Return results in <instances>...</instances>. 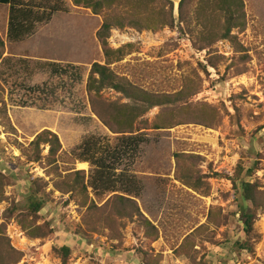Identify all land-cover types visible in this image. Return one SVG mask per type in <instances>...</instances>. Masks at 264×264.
<instances>
[{
  "label": "rangeland",
  "instance_id": "1",
  "mask_svg": "<svg viewBox=\"0 0 264 264\" xmlns=\"http://www.w3.org/2000/svg\"><path fill=\"white\" fill-rule=\"evenodd\" d=\"M33 1L39 12L51 6L57 10L18 43L6 37L8 6L0 5V172L7 177L0 200V226L9 245L20 253L14 264H62L51 249L62 244L71 250L65 264H146L145 260L153 264H264V0H243L245 26L232 31L237 36L234 42L218 40L203 49H197L183 24L177 23V0H169L173 27L110 29L108 47L132 45L129 54L110 64L115 73L158 92L179 89L191 80L199 88L189 98L192 108L197 111L196 103L206 104V109L218 111L210 127L184 123L144 128L151 125L160 107L149 109L136 121L146 142L135 156L125 157L117 171L126 170L138 180L140 194L133 199L155 232L138 215L130 214L128 204L121 207L110 201L105 205L111 195L94 199L102 210L95 217L97 223L88 229L84 208L68 200V194L51 191V183L45 188V205L38 218L34 221L28 216L32 180L48 181L51 175L47 173L56 169L87 172L89 164L76 159L82 141L93 137L115 142L119 135L93 112L86 91L91 64L105 61L95 36L103 14L71 0ZM196 5L197 0H191L189 10ZM50 62L56 64L54 71L47 65ZM198 63L206 72L193 70ZM100 96L108 103L127 102L112 89H104ZM46 129L61 144L55 170L44 165L43 159L32 162L28 158L32 150L26 148L27 143ZM40 148L45 156L47 146ZM238 164L245 169L255 166L250 176L242 172L240 177L257 182L260 189L262 206L256 209L250 236L243 231L239 200L232 195L230 178L236 177ZM184 174L200 177L199 187L176 178ZM118 209L120 216L115 213ZM44 223L51 233L36 238L28 235V229ZM246 240L253 246L251 251L236 244ZM7 247L1 245L0 251Z\"/></svg>",
  "mask_w": 264,
  "mask_h": 264
},
{
  "label": "trees",
  "instance_id": "2",
  "mask_svg": "<svg viewBox=\"0 0 264 264\" xmlns=\"http://www.w3.org/2000/svg\"><path fill=\"white\" fill-rule=\"evenodd\" d=\"M76 6L91 8L95 14H103V21L96 32L97 39L102 45L105 57L104 63L93 62L90 66L86 91L89 95L92 110L111 132L117 133L116 141L107 139L98 140L88 137L79 145L80 152L76 159L79 162H87L90 166L86 172L84 169H68L66 172L54 171L48 181L42 178L32 180L31 192L27 198L26 210L28 216L38 218V212L45 205L43 194L45 188L51 183L52 190L61 194H68V200H74L83 212L84 225L90 229L95 217H100L102 206H97L94 199L111 195L105 201L118 202L120 206L128 204L132 212L138 215L147 229L156 231L151 222L145 218L135 199L140 194L138 180L126 170H118L125 157L135 156L140 151V145L146 142L145 136L139 134L136 121L145 115L149 109L160 107L151 125L144 128L159 129L176 126L184 123H201L210 127L217 120L218 111L213 107L206 109V104H195L197 111L192 108L190 97L198 92L195 84L189 80V84L182 85L173 91H150L142 88L124 76H119L110 67V64L122 60L131 51V44H125L119 48L108 47L107 38L112 27L123 28L133 26L139 30L149 29L156 31L163 27H173L175 19L172 13L171 1L169 0H71ZM191 0H180L178 22L182 23L191 35L193 44L197 49L208 48L218 40L235 41L237 36L232 33L234 29L241 30L245 26V11L243 0H197V5L192 11L189 10ZM0 5L8 6V21L6 37L12 41H22L26 36L33 33L36 23L50 20L56 8L51 6L49 11L34 10L33 0H0ZM42 5V4H41ZM40 5V6H41ZM42 7V6H41ZM180 30H182L180 28ZM3 42L0 39V46ZM0 52V58H1ZM211 66L216 64L209 60ZM55 69V63H48ZM206 72L205 66L198 63L194 71ZM241 73V72H238ZM104 89H112L120 93L127 102L122 104L108 103L104 101L100 93ZM210 112V113H208ZM200 119V120H198ZM27 149L32 150L28 158L32 162L42 159L44 165L52 170L58 167L56 161L61 150L58 136L50 130H42L27 143ZM41 145L47 146V154L41 156ZM178 156V155H177ZM255 166L245 169L241 164L235 170L236 177H231L233 198L239 200L241 208L243 231L250 236L255 222L256 209L262 206L260 189L257 182H252L240 177L242 172L250 176ZM220 177V174H215ZM177 179L189 187H199L200 177L193 179L190 174L177 176ZM7 185V177L0 172V200L3 196L4 186ZM92 195V197L90 196ZM246 205L244 206V204ZM249 203V204H248ZM248 205H251L250 207ZM119 216L120 209L116 210ZM132 216V215H131ZM34 219V221H35ZM101 219V218H100ZM28 229L27 227H23ZM48 224L36 225L27 230L30 237L36 238L51 233ZM8 245L7 249L0 251V264H14L20 258L10 245L9 240L1 231L0 246ZM238 248L251 251L253 246L246 240L236 242ZM62 264H65L69 255V246L62 244L59 247L51 246ZM146 264H153L145 260Z\"/></svg>",
  "mask_w": 264,
  "mask_h": 264
},
{
  "label": "water",
  "instance_id": "3",
  "mask_svg": "<svg viewBox=\"0 0 264 264\" xmlns=\"http://www.w3.org/2000/svg\"><path fill=\"white\" fill-rule=\"evenodd\" d=\"M177 1H180V0H177ZM177 1H175V10H176L175 14L176 15L178 14V2Z\"/></svg>",
  "mask_w": 264,
  "mask_h": 264
},
{
  "label": "crops",
  "instance_id": "4",
  "mask_svg": "<svg viewBox=\"0 0 264 264\" xmlns=\"http://www.w3.org/2000/svg\"><path fill=\"white\" fill-rule=\"evenodd\" d=\"M22 41H23V40H22ZM10 42L18 43V42H21V41H14V40H12V41H10ZM47 65H48V63H47Z\"/></svg>",
  "mask_w": 264,
  "mask_h": 264
},
{
  "label": "bare ground",
  "instance_id": "5",
  "mask_svg": "<svg viewBox=\"0 0 264 264\" xmlns=\"http://www.w3.org/2000/svg\"><path fill=\"white\" fill-rule=\"evenodd\" d=\"M80 166L83 168L85 166V163H79Z\"/></svg>",
  "mask_w": 264,
  "mask_h": 264
}]
</instances>
